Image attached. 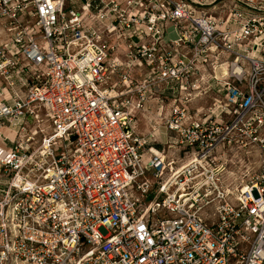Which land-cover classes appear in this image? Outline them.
Returning a JSON list of instances; mask_svg holds the SVG:
<instances>
[{"label": "built area", "instance_id": "obj_1", "mask_svg": "<svg viewBox=\"0 0 264 264\" xmlns=\"http://www.w3.org/2000/svg\"><path fill=\"white\" fill-rule=\"evenodd\" d=\"M221 1L0 0V264H264V0Z\"/></svg>", "mask_w": 264, "mask_h": 264}, {"label": "rangeland", "instance_id": "obj_2", "mask_svg": "<svg viewBox=\"0 0 264 264\" xmlns=\"http://www.w3.org/2000/svg\"><path fill=\"white\" fill-rule=\"evenodd\" d=\"M230 5H231V0H224V1L222 0L216 6L217 8L216 10H213L212 7H207V10L209 11V14L213 15L216 18L217 21H220L222 19L228 18L229 16L228 10ZM8 41L9 38L6 35H0V45L6 44ZM224 60H225L224 62L226 63L228 62L229 59L226 58ZM227 67L228 66L225 65V69L223 70L224 72H226ZM222 98H224V92L223 91L220 92V85L215 84L212 85V89H209L206 93H204L203 97L195 99V95H194L193 100L190 103H188L187 106L190 108V111L195 114V112L198 110L204 109L207 111L209 108L214 106L216 99L222 100ZM146 130H147V126L145 125V121L143 122V120H141L140 131L143 134H146ZM161 132H162L163 143H165L167 140L166 129L163 128ZM154 147H156L157 149L161 148L159 144H155ZM245 162L246 164H249L250 167H252V169L254 168V163H256L255 160L253 159H249V161H245Z\"/></svg>", "mask_w": 264, "mask_h": 264}, {"label": "crops", "instance_id": "obj_3", "mask_svg": "<svg viewBox=\"0 0 264 264\" xmlns=\"http://www.w3.org/2000/svg\"><path fill=\"white\" fill-rule=\"evenodd\" d=\"M0 35H6L9 38V36L6 33H4L3 31H1V30H0ZM3 133L6 134V135H8V136H10L11 138H13V136H14L7 129H6V131L3 130Z\"/></svg>", "mask_w": 264, "mask_h": 264}, {"label": "bare ground", "instance_id": "obj_4", "mask_svg": "<svg viewBox=\"0 0 264 264\" xmlns=\"http://www.w3.org/2000/svg\"><path fill=\"white\" fill-rule=\"evenodd\" d=\"M3 130H5L6 131V129H3ZM3 130H2V132H3ZM12 134V133H11Z\"/></svg>", "mask_w": 264, "mask_h": 264}]
</instances>
